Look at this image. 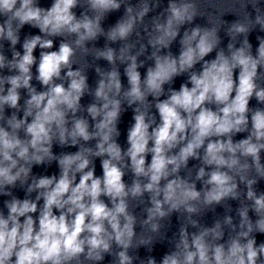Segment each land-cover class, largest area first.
Returning <instances> with one entry per match:
<instances>
[{"label":"clouds","instance_id":"1","mask_svg":"<svg viewBox=\"0 0 264 264\" xmlns=\"http://www.w3.org/2000/svg\"><path fill=\"white\" fill-rule=\"evenodd\" d=\"M0 197V264H264V0H0Z\"/></svg>","mask_w":264,"mask_h":264},{"label":"water","instance_id":"2","mask_svg":"<svg viewBox=\"0 0 264 264\" xmlns=\"http://www.w3.org/2000/svg\"><path fill=\"white\" fill-rule=\"evenodd\" d=\"M51 2V0H42V3H50ZM25 32H27V31H29V29H27V28H25V30H24ZM6 47H7V45H6ZM18 48H19V46H18Z\"/></svg>","mask_w":264,"mask_h":264}]
</instances>
